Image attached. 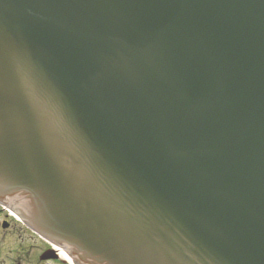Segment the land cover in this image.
Listing matches in <instances>:
<instances>
[{"label": "water", "instance_id": "1", "mask_svg": "<svg viewBox=\"0 0 264 264\" xmlns=\"http://www.w3.org/2000/svg\"><path fill=\"white\" fill-rule=\"evenodd\" d=\"M0 206L73 264H264V0H0Z\"/></svg>", "mask_w": 264, "mask_h": 264}, {"label": "flooded vegetation", "instance_id": "2", "mask_svg": "<svg viewBox=\"0 0 264 264\" xmlns=\"http://www.w3.org/2000/svg\"><path fill=\"white\" fill-rule=\"evenodd\" d=\"M4 216L6 219L2 222H5L7 226L4 228L1 223L0 227L5 234L16 235L18 233L19 235L22 234L21 236L26 235L27 242H32L27 246H18L11 249L5 257L1 256L2 249L0 246V264H68L62 259L57 249L32 234L6 214Z\"/></svg>", "mask_w": 264, "mask_h": 264}, {"label": "rangeland", "instance_id": "3", "mask_svg": "<svg viewBox=\"0 0 264 264\" xmlns=\"http://www.w3.org/2000/svg\"><path fill=\"white\" fill-rule=\"evenodd\" d=\"M5 219L6 218L4 216V213L1 212L0 213V224ZM21 235L22 234L19 235L18 233H16V235L5 234V232L0 227V246L2 249L1 256L5 257L7 256V253L10 252L11 249L18 247V246H27L32 242V241L27 242L26 235H23V236Z\"/></svg>", "mask_w": 264, "mask_h": 264}, {"label": "bare ground", "instance_id": "4", "mask_svg": "<svg viewBox=\"0 0 264 264\" xmlns=\"http://www.w3.org/2000/svg\"><path fill=\"white\" fill-rule=\"evenodd\" d=\"M64 257V256H63ZM65 258V257H64Z\"/></svg>", "mask_w": 264, "mask_h": 264}]
</instances>
